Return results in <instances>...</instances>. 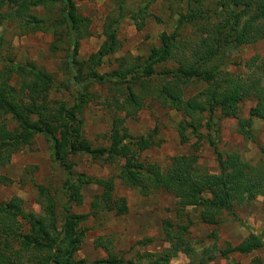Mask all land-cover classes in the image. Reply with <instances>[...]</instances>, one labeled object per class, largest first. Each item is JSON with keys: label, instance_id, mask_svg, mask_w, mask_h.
<instances>
[{"label": "trees", "instance_id": "trees-1", "mask_svg": "<svg viewBox=\"0 0 264 264\" xmlns=\"http://www.w3.org/2000/svg\"><path fill=\"white\" fill-rule=\"evenodd\" d=\"M219 4L220 10L215 17L203 11L202 3L194 12L181 13L175 30L161 34L160 45L152 48L149 57L122 59L117 69L100 73L98 68L103 59L119 47L118 26L122 16L107 19L105 41L86 61H80L79 47L90 20L77 12L74 0H0V13L6 6L17 7L15 16L31 19L39 30L63 29L70 43L65 61L70 78L64 85H56L52 74L33 64H7L0 71V168L7 166L23 146L31 145L37 135H43L51 144L54 158L67 171L63 188L68 198L60 222L56 199L43 185H37L43 209L40 216L27 212L23 208V199L18 196L0 202V264L128 263L124 253L118 255L105 244H102L108 251L105 258L89 262L77 256L87 232L83 223L90 216H97L102 206L109 211L117 209L115 212L121 215L126 214L128 207L125 200L114 199L113 180L95 181L83 173L76 174L72 156L85 154L103 165H115L122 182L143 196L165 191L177 199L176 213L187 219L188 224L177 226L164 220V238L169 246L156 253L140 254L130 264H169L180 252L189 254L191 248H185V233L188 234L195 223L186 214L189 207L199 209L201 223L218 225L224 214L238 218L236 206L251 205L258 195L264 197L262 166L246 162L238 152L220 151V130L213 124L214 114L219 111L221 116L237 119L239 132L252 139L255 119L264 118V55L247 60L248 70L242 76L213 67L215 60L223 59L228 45L239 48L264 38V0H220ZM58 5L62 17L47 27L42 25V20L30 17L29 12L35 7ZM138 7L139 14L137 10L132 18L145 20L147 4ZM188 24H193L194 28L199 24L194 33L196 40L182 37ZM169 63L174 66L168 67ZM161 66L163 68L157 70ZM189 82L209 85L205 95L208 106L185 98L183 86ZM95 86H106L115 92L107 98L109 105L114 107L108 144L99 147L84 136L82 129L85 108L96 96L91 91ZM63 89L72 92V103L51 98L53 90ZM250 99L255 105L245 118L241 116V105ZM148 100L181 112L185 120L180 134L185 141L194 140L192 152L171 157L166 168L143 157L145 151L157 144L155 133L135 136L127 124L146 107ZM201 110L208 111L205 125L212 135L200 130L204 119V115L198 113ZM8 116L14 121V127L8 125ZM189 128H192L190 135L194 139L186 134ZM205 141L214 148L218 173L199 171L200 150ZM261 148L264 153V145ZM0 183L9 185L13 180L0 174ZM93 183L103 185V192L93 199L92 210L89 213L73 212L72 203H83V187ZM252 235L253 243L244 240L221 251V255L249 254L257 247H263L264 237L257 232ZM96 245L102 246L97 240ZM248 264L264 263L260 257H254Z\"/></svg>", "mask_w": 264, "mask_h": 264}, {"label": "rangeland", "instance_id": "rangeland-1", "mask_svg": "<svg viewBox=\"0 0 264 264\" xmlns=\"http://www.w3.org/2000/svg\"><path fill=\"white\" fill-rule=\"evenodd\" d=\"M77 12L87 17L90 22L81 39L78 59L86 61L92 53L97 52L106 37L104 35L105 23L109 17L122 19L118 26L119 47L115 53L106 56L99 66L100 73L111 72L119 67L122 59L134 60L136 57H149L152 48L160 45V36L163 32L171 33L175 30L181 13L194 12L202 3V9L210 12L215 17L220 10V0H74ZM147 4V17L145 20L135 21L132 15L137 11L139 4ZM123 7V9L121 8ZM122 9V10H121ZM17 7L6 6L0 13V71L7 64H33L52 74L56 85L69 81L70 73L65 61L70 51L68 36L63 29L57 31L39 30L31 19L17 17ZM136 12V14H137ZM30 17L42 20V25L47 27L53 20L62 17L61 7H35L30 12ZM30 23V24H29ZM188 24L182 31V37L196 40L195 28ZM140 26V28H139ZM256 55H264V39L257 45H247L233 48L228 45L224 51L223 59L218 58L213 62V67L218 66L230 73L242 76L248 68L246 60ZM164 67L166 65H163ZM158 67V69L163 68ZM169 63L168 67H173ZM224 69V70H225ZM87 70V69H86ZM185 98L195 103L203 102L208 106L206 96L210 88L207 83L189 82L184 86ZM73 91V87H70ZM91 91L96 93L83 114L82 129L84 136L95 146L108 144V134L113 126L114 107L110 106L107 98L115 94L106 86H95ZM72 92L53 90L52 99H61L73 102ZM255 101L250 99L242 103L241 116L248 117L249 111ZM204 115L203 125L200 130L212 135L205 125L208 111L198 112ZM184 115L174 109L161 106L156 101L148 100L146 107L135 118L128 120L131 134L146 136L155 133L156 145L143 153L144 158L160 163L166 168L170 158L176 155L192 152L191 144L194 140L185 141L181 136V124ZM8 125L14 127V121L7 117ZM213 124L220 130L219 150L238 152L243 160L252 165H260L264 169V118L255 119L253 125L254 138L248 139L239 132L238 120L221 116L216 111ZM186 134L194 139L190 133ZM75 164L76 174H85L95 181L113 180L115 189L114 199L125 200L128 211L126 214H117L102 206L97 216L92 215L83 223L87 227L86 237L77 256L89 262L108 256V249L118 255H123L130 261L138 259L140 254L146 252L156 253L169 244L165 241L163 222L172 221L180 226L188 224L187 219L177 215V199L171 193L160 191L151 196H143L138 190L128 187L117 176L119 173L115 165H103L92 160L88 155L80 154L71 157ZM200 172L218 173L217 156L214 148L208 141L203 143L198 162ZM0 174L13 180L12 184L0 183V202L9 201L18 196L23 199V208L27 212L40 216L43 213L42 201L39 197L37 185L47 187L57 202V215L61 221L65 207L68 204L64 185L67 171L54 158L51 144L43 135H37L31 145H25L13 155L11 162L0 168ZM83 203H72L71 209L76 213H89L91 203L96 195L103 192V185L93 183L85 185L82 190ZM199 211V209H198ZM238 218L224 214L223 221L218 225L201 223L193 217L195 210H186L187 216L194 220L190 230L185 233V248H191L187 253L180 252L169 264H231L241 262L248 264L254 257H260L264 263V246L257 247L249 254L230 253L221 255V251L229 250L241 243H253L252 232H257L264 237V197H258L251 205L236 206ZM155 216V220L153 219ZM147 219V222H146ZM158 221V225H157ZM156 223V224H155ZM96 240L98 244L96 245ZM101 242V243H99ZM132 247H134L132 249Z\"/></svg>", "mask_w": 264, "mask_h": 264}, {"label": "crops", "instance_id": "crops-1", "mask_svg": "<svg viewBox=\"0 0 264 264\" xmlns=\"http://www.w3.org/2000/svg\"><path fill=\"white\" fill-rule=\"evenodd\" d=\"M264 39V38H263ZM261 41V40H260ZM259 42V41H258ZM258 42H255V43H251V44H244V45H242V46H240L241 48L242 47H244V46H247V45H253V44H255V45H257L258 44ZM250 59V58H249ZM248 59V60H249ZM247 61V60H246ZM187 210H195V214L193 215V217L195 216V217H197L198 219H199V211H198V208H196V207H189ZM127 213V212H126ZM155 216L156 215H153V219L155 220ZM146 222H147V219H146ZM155 222H156V220H155ZM156 224V223H155ZM157 225H158V221H157ZM169 246V245H168ZM167 246V247H168ZM167 247H165V248H167ZM176 258V257H175ZM99 259H101V258H99ZM174 259V258H173ZM98 260V259H97Z\"/></svg>", "mask_w": 264, "mask_h": 264}]
</instances>
